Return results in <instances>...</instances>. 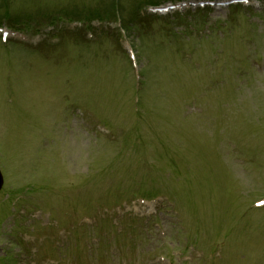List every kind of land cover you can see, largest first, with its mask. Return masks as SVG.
Segmentation results:
<instances>
[{
    "label": "rangeland",
    "instance_id": "1",
    "mask_svg": "<svg viewBox=\"0 0 264 264\" xmlns=\"http://www.w3.org/2000/svg\"><path fill=\"white\" fill-rule=\"evenodd\" d=\"M177 1L0 0V264H264V0Z\"/></svg>",
    "mask_w": 264,
    "mask_h": 264
},
{
    "label": "water",
    "instance_id": "2",
    "mask_svg": "<svg viewBox=\"0 0 264 264\" xmlns=\"http://www.w3.org/2000/svg\"><path fill=\"white\" fill-rule=\"evenodd\" d=\"M2 183H3V178H2V176H1V174H0V188H1V186H2Z\"/></svg>",
    "mask_w": 264,
    "mask_h": 264
}]
</instances>
